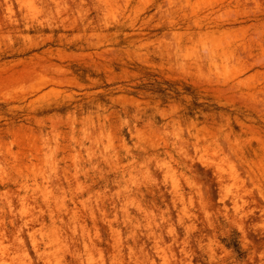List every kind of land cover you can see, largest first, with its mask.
Returning a JSON list of instances; mask_svg holds the SVG:
<instances>
[{
    "label": "clouds",
    "instance_id": "clouds-1",
    "mask_svg": "<svg viewBox=\"0 0 264 264\" xmlns=\"http://www.w3.org/2000/svg\"><path fill=\"white\" fill-rule=\"evenodd\" d=\"M0 264H264V0H0Z\"/></svg>",
    "mask_w": 264,
    "mask_h": 264
}]
</instances>
